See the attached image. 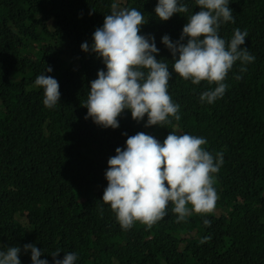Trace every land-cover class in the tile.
<instances>
[{"label": "trees", "instance_id": "1", "mask_svg": "<svg viewBox=\"0 0 264 264\" xmlns=\"http://www.w3.org/2000/svg\"><path fill=\"white\" fill-rule=\"evenodd\" d=\"M183 2L188 13L161 21L158 0H0V250L20 247L21 264H32L26 244H35L49 264L57 249L61 260L76 253L75 264H264V0H230L235 23L222 24L219 35L230 40L234 29L247 30L242 47L255 60L244 73L239 61L234 64L222 98L201 103V93L216 85H196L173 71L168 92L180 105V120L169 117L171 124L146 131L130 110L118 117L116 129L85 119L82 103L91 81L107 68L81 45L91 47L111 5L144 15L139 34L154 36L157 60L172 71L162 37L179 40L187 17L200 11L195 0ZM42 74L60 86V102L52 108L35 86ZM139 132L161 144L170 132L210 136L202 147L224 159L213 174L218 199L212 213L193 212L177 223L169 203L150 229L139 222L121 228L102 201L105 173L116 148ZM23 211L24 223H6L11 212Z\"/></svg>", "mask_w": 264, "mask_h": 264}, {"label": "clouds", "instance_id": "2", "mask_svg": "<svg viewBox=\"0 0 264 264\" xmlns=\"http://www.w3.org/2000/svg\"><path fill=\"white\" fill-rule=\"evenodd\" d=\"M229 3L230 0H195L200 11L187 17L179 40L173 41L169 35L162 37L173 58L172 71L164 60H157L160 50L154 36L139 34L141 26L147 23L144 15L136 8L121 9L113 3L111 14L105 15L103 26L93 33L91 47L87 42L81 45L83 51L102 58L107 68L91 81L87 99L82 103L88 110L85 119L92 118L99 126L116 129L118 117L130 110L132 119L146 131L151 126L171 124L169 117L180 120V105L173 102L168 92L173 71L196 85L201 81L216 85L201 93V103L212 104L222 98L228 87L224 81L234 64L239 61V71L244 73L246 65L255 60L247 47H242L247 30L234 29L230 40L219 35L222 24L235 23ZM188 12L183 0H158L155 7L161 21ZM52 71L47 66L46 72ZM35 86L43 89L45 107L52 108L60 102V86L52 76H37ZM209 137L170 132L161 144L153 136L139 132L127 138L125 148H116V155L108 160V185L102 201L110 205L123 230L131 229L135 222L150 229L165 217L169 203L177 223L193 212L214 211L218 195L213 174L219 172L224 159L222 152L214 157L202 147ZM26 213L11 212L6 223L14 227L24 223ZM210 223L204 220L205 225ZM24 251L31 252L32 264H49L40 259L42 253L35 244L24 245ZM60 252L57 249L51 253L54 264H75L76 253H65L61 260L57 259ZM20 253L21 248L16 246L0 250V264H21Z\"/></svg>", "mask_w": 264, "mask_h": 264}]
</instances>
